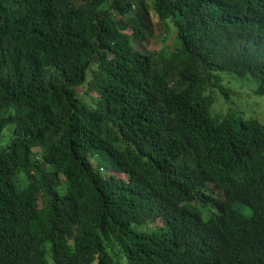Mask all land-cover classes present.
<instances>
[{
	"label": "trees",
	"instance_id": "16d2710c",
	"mask_svg": "<svg viewBox=\"0 0 264 264\" xmlns=\"http://www.w3.org/2000/svg\"><path fill=\"white\" fill-rule=\"evenodd\" d=\"M222 74L264 97V0H0V264H264Z\"/></svg>",
	"mask_w": 264,
	"mask_h": 264
},
{
	"label": "rangeland",
	"instance_id": "374dc122",
	"mask_svg": "<svg viewBox=\"0 0 264 264\" xmlns=\"http://www.w3.org/2000/svg\"><path fill=\"white\" fill-rule=\"evenodd\" d=\"M128 32H131L129 30ZM169 34L171 35L170 31ZM178 46L177 41L174 38L166 39L165 29L161 31H156L155 36L144 45L142 51L148 53L149 51H160L165 49L166 52H171V50L175 49ZM225 76L224 83L228 87H232V89L237 93V96L232 97L231 107L238 110L242 116L246 118H257L264 123V97H261L255 93V87L248 83L247 80H240L237 77L229 74H222ZM80 92L85 97H90L85 92L80 89ZM225 97L219 93L217 98L218 102H223L222 99ZM218 112H225L227 109L225 107L221 108L217 106ZM124 177L123 175H120ZM245 208V211H244ZM241 211H243L246 215L251 213V210L248 207L241 206Z\"/></svg>",
	"mask_w": 264,
	"mask_h": 264
}]
</instances>
